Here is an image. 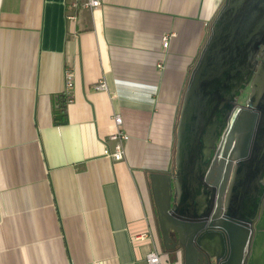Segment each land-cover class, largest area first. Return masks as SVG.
<instances>
[{
	"label": "crops",
	"instance_id": "crops-1",
	"mask_svg": "<svg viewBox=\"0 0 264 264\" xmlns=\"http://www.w3.org/2000/svg\"><path fill=\"white\" fill-rule=\"evenodd\" d=\"M223 2L0 0V264H148L153 251L184 264L163 247L149 174L174 170L189 73ZM116 112L120 161L104 156Z\"/></svg>",
	"mask_w": 264,
	"mask_h": 264
},
{
	"label": "water",
	"instance_id": "water-1",
	"mask_svg": "<svg viewBox=\"0 0 264 264\" xmlns=\"http://www.w3.org/2000/svg\"><path fill=\"white\" fill-rule=\"evenodd\" d=\"M189 74L174 170L149 174L162 244L184 264H247L264 197V0H224ZM219 171L230 175L220 194L223 217L213 215L219 182L211 181ZM214 227L216 235L208 231Z\"/></svg>",
	"mask_w": 264,
	"mask_h": 264
},
{
	"label": "built area",
	"instance_id": "built-area-1",
	"mask_svg": "<svg viewBox=\"0 0 264 264\" xmlns=\"http://www.w3.org/2000/svg\"><path fill=\"white\" fill-rule=\"evenodd\" d=\"M67 4L73 9H89L91 11L97 10L99 7L102 6V0H66ZM68 19L70 21H76L77 15L75 13H70L68 15ZM170 36L163 37V47L165 49L169 48L170 45ZM74 87V71L72 69H68L66 71V89L68 92H70ZM97 90H108V85L105 81H100L96 84ZM244 97H241V99ZM241 99L239 101V105L237 106L234 117L238 113L240 106H241ZM113 121L116 125V132L110 135L109 139L107 140V145L104 149V156L109 157L113 159L114 161H120L124 160L126 156V150H125V143L128 140V135L123 129L124 125V119L121 113L116 112L113 115ZM232 130V123L228 125V127L225 129L224 135L221 138L219 148L220 152L224 151L225 145L227 143L228 137ZM114 143L113 147L110 146V143ZM147 261L148 264H162V254H160L158 251L150 252L147 255Z\"/></svg>",
	"mask_w": 264,
	"mask_h": 264
},
{
	"label": "flooded vegetation",
	"instance_id": "flooded-vegetation-1",
	"mask_svg": "<svg viewBox=\"0 0 264 264\" xmlns=\"http://www.w3.org/2000/svg\"><path fill=\"white\" fill-rule=\"evenodd\" d=\"M249 90L247 93L244 94V97L241 99V105H245L246 99L248 96ZM244 137V133L239 135V138L242 139ZM227 146V143L225 147ZM241 147H243V142H241ZM224 157V151L219 152L218 159L222 160ZM213 180L211 181L212 185L215 182H219L218 186L214 184L216 191H217V200H216V206L213 212V215L215 217H218L221 215L223 217L224 215L222 214V208H221V192L225 189L228 179H229V171L228 172H221L212 174ZM218 219H222V218ZM256 223L257 225L260 226L259 229H253L252 230V235L250 239V244L247 249L248 252V261L247 264H264V197L263 200L260 204L258 213L256 215ZM208 231L212 234L216 235V232L219 231L218 227L210 228ZM226 232V231H225ZM228 233L226 232V239L228 240ZM179 246V245H178Z\"/></svg>",
	"mask_w": 264,
	"mask_h": 264
}]
</instances>
